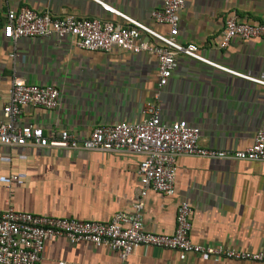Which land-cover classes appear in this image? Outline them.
<instances>
[{"label": "crops", "instance_id": "obj_1", "mask_svg": "<svg viewBox=\"0 0 264 264\" xmlns=\"http://www.w3.org/2000/svg\"><path fill=\"white\" fill-rule=\"evenodd\" d=\"M156 31L167 34L152 17L163 0H100ZM177 37L194 43L206 58L264 81V39L219 42L229 16L264 23V0H185ZM30 8L55 16L74 15L121 22L93 0H0V120L15 79L61 92L55 110L26 107L20 125L42 127L56 137L63 130L79 139L99 126L137 123L143 107L155 101L166 124L186 121L201 130L200 144L224 151L244 150L264 130V86L179 56L168 85L158 88V61L147 53L116 49L89 52L75 39L4 37L10 11ZM15 55V57H13ZM145 156L0 145V214L17 212L108 223L117 213H134L140 199L138 169ZM146 231L171 235L182 201L192 206L195 244L264 252V162L211 160L181 156L175 194L149 191L141 198ZM123 264L107 248L47 242L39 264ZM125 264H261L203 258L152 246L140 247Z\"/></svg>", "mask_w": 264, "mask_h": 264}, {"label": "built area", "instance_id": "obj_2", "mask_svg": "<svg viewBox=\"0 0 264 264\" xmlns=\"http://www.w3.org/2000/svg\"><path fill=\"white\" fill-rule=\"evenodd\" d=\"M93 1L121 22L74 15L55 16L24 8L7 14L4 37L12 42L25 38H73L79 49L89 52L109 53L121 49L135 54L147 53L157 58L159 89L168 85L179 56L197 60L264 86L263 80L235 72L206 58L198 45L182 44L178 41L181 11L185 7V0H163L162 8L153 11L152 17L156 23L168 27L166 35L100 0ZM254 39H264V23L243 22L237 16L231 15L225 22L219 47L225 49L234 40ZM156 100L144 105L143 119L140 122L99 126L83 139L67 130L61 131L56 137H48L42 127L32 124L20 125L18 120L26 107L57 109L61 101L60 90L50 85L30 84L21 79L13 81L9 100L3 107V119L0 120L1 146L20 148L31 145L42 149L88 152L127 151L142 154L145 158L138 169L140 199L134 205L135 211L132 214L117 213L108 223L17 212L12 207L0 214V264H39L46 243L61 237L71 244L89 243L97 248L110 249L118 255L123 264L140 247L146 246L203 258L264 264V252L193 243L190 236L193 209L188 201H182L178 207L176 230L173 234L162 235L146 231L141 198L149 191L169 196L175 194L179 157L264 162V130L259 131L254 143L244 150L205 148L200 144L199 128L190 126L186 121L164 123Z\"/></svg>", "mask_w": 264, "mask_h": 264}]
</instances>
